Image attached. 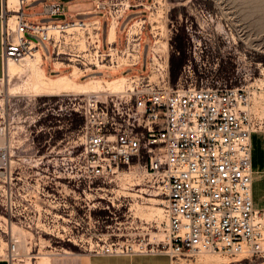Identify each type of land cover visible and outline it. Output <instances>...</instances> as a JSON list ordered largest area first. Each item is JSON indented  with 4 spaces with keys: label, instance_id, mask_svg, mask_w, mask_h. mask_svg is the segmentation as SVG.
Returning <instances> with one entry per match:
<instances>
[{
    "label": "rangeland",
    "instance_id": "rangeland-1",
    "mask_svg": "<svg viewBox=\"0 0 264 264\" xmlns=\"http://www.w3.org/2000/svg\"><path fill=\"white\" fill-rule=\"evenodd\" d=\"M5 1L9 8L17 6V0ZM73 1L63 0L64 9H73ZM145 6L142 12H127L120 24L123 28L144 14L147 33L138 70L146 68L152 39L155 52L163 55L169 50L173 84L179 80L197 85L248 84L253 119L264 129V0H154ZM36 59L11 61L0 79V152L8 159L5 171H0V258L9 264H87L93 254H138L168 264H264V257L245 254L158 256L167 231L166 195L156 177L124 166L116 174L92 178L79 129L82 117L75 108L80 98L89 92L103 100L107 86L124 83L119 66H107L109 75L100 77L104 79L98 84L85 81L91 77L77 80L68 75L60 90L47 93L44 60ZM187 59L193 69L183 66ZM60 71L59 76L72 72ZM104 74L95 70L86 75ZM65 251L71 254L63 255Z\"/></svg>",
    "mask_w": 264,
    "mask_h": 264
},
{
    "label": "built area",
    "instance_id": "built-area-1",
    "mask_svg": "<svg viewBox=\"0 0 264 264\" xmlns=\"http://www.w3.org/2000/svg\"><path fill=\"white\" fill-rule=\"evenodd\" d=\"M30 1L17 0V7L9 8L3 0L2 63L21 62L39 51L53 71L119 66L120 91L107 92L103 100L89 92L80 98L79 129L92 178L124 166L156 177L166 195L167 231L157 253L171 259L188 252L264 257V209L253 205L251 166V133L262 127L251 113L250 86L173 84L169 50L160 63L152 62L150 39L146 68L134 70L147 33L143 16L126 23L119 42L101 45V17L110 23L154 0H93L91 11L98 14L87 18L65 12L62 0H41L26 10ZM43 17L62 18L39 21ZM187 61L183 66L193 69ZM7 165L0 152V171Z\"/></svg>",
    "mask_w": 264,
    "mask_h": 264
},
{
    "label": "crops",
    "instance_id": "crops-1",
    "mask_svg": "<svg viewBox=\"0 0 264 264\" xmlns=\"http://www.w3.org/2000/svg\"><path fill=\"white\" fill-rule=\"evenodd\" d=\"M150 0H145L146 3H148ZM92 2L93 0H74L73 1V9L71 10H65V12L73 15L76 17L78 14L85 15L83 17L78 18H87L89 16H93L92 12ZM37 5V4H36ZM36 5L25 8L26 10H31ZM3 9V0H0V14ZM134 10L137 11H143L145 10L142 7L136 8ZM144 14H138L137 16H143ZM125 16V15H124ZM123 16V17H124ZM123 17L119 18L118 22L108 23L104 17H101V32H100V42L103 46V26H105V45L106 41L108 40L110 42V32H111V26L114 24L115 26V41L119 42L121 35L120 33L123 32L124 27L120 28L121 21ZM0 30H1V17H0ZM140 65V60L138 63V67ZM138 70V69H134ZM44 71L46 74L59 76L57 74L61 73L62 71H53L50 63L48 61L44 60ZM67 71V70H66ZM73 71V70H72ZM103 71V70H102ZM106 74L104 75H86L85 72L80 76L77 75V80L85 79L86 82H92V80L101 79L100 77H106L109 75V69L104 70ZM6 73V64L2 63V60L0 58V79L2 76H4ZM122 75V74H120ZM98 76V77H93ZM251 166L253 170L252 174V199H253V205L254 207L258 209H264V129H258L256 131H253L251 133ZM64 255V254H63ZM162 256L163 255L161 254ZM160 254L158 256H161ZM168 258V256H167ZM0 264H9V261L5 258H0ZM57 264H62L61 261ZM87 264H168L167 260L161 259L158 257H141L138 254L133 255H97L93 254L91 256V259L87 261Z\"/></svg>",
    "mask_w": 264,
    "mask_h": 264
},
{
    "label": "bare ground",
    "instance_id": "bare-ground-1",
    "mask_svg": "<svg viewBox=\"0 0 264 264\" xmlns=\"http://www.w3.org/2000/svg\"><path fill=\"white\" fill-rule=\"evenodd\" d=\"M63 1V0H62ZM8 2V1H7ZM12 2H15V0L14 1H12ZM8 6H9V4H8ZM17 7V6H16ZM15 7V8H16ZM125 15V14H124ZM123 15V16H124ZM122 16V17H123ZM121 18V17H120ZM119 20V19H118ZM118 20H113L114 22H118ZM112 22V21H111ZM112 28H111V32H110V42H113V41H115V26H114V24L111 26ZM151 37L152 38H155L156 37V34L154 35L153 33H151ZM145 39H146V33H145ZM151 40V49H150V54H149V57H150V59H151V61L152 62H154V63H160V59H159V57L161 56H166L167 55V51L163 54V55H161L160 53H157V52H155L156 50H154L155 48V45L153 46V42H152V39H150ZM155 43H157L156 41H155ZM161 44V43H160ZM154 48V49H153ZM141 54V53H140ZM31 57H35V58H37L36 60H38V59H41V57H40V54H39V51L38 52H35L34 54H33V56H29V57H27V58H31ZM140 59H141V55H140ZM33 60V59H32ZM14 62V61H13ZM15 63V62H14ZM21 63V62H20ZM19 63V64H20ZM11 64H12V62L11 61H7V63H6V72H8V70H10V66H11ZM108 67H110V65L108 66ZM74 68H77V69H79V70H77V72L76 71H72L70 74H65V75H60V76H50V75H48V74H46L45 73V71H44V78H46L47 79V82H43V86L47 89V90H49V91H45V92H47V93H54V92H56V91H58V90H60L61 88L59 87L60 85H61V82L62 81H65V80H67V77H68V75H74L75 77H77V75H80V74H82L83 72H85V74H87V73H89V72H91V67H86L85 69H82V68H78V67H72L71 68V70H73ZM65 69H68V68H65ZM60 71V70H59ZM50 76V77H49ZM120 77L121 78H124V74H122V75H120ZM104 78H101V79H96V80H92V82H96L97 84H98V82H100L101 80H103ZM49 80V81H48ZM105 81V80H104ZM91 82V83H92ZM109 83H111V82H113V81H108ZM182 82V81H181ZM184 83V82H183ZM184 84H186V83H184ZM190 84V83H189ZM189 84H186V85H189ZM93 86V85H92ZM122 86H123V83L122 82H119L118 84L116 83V84H111L109 87L107 86L106 88H108V91L109 92H115V91H120L121 89H122ZM98 88V87H97ZM104 88V87H103ZM95 89V88H94ZM106 90V89H105ZM94 92H96L97 90H93ZM92 91V92H93ZM91 92V91H90ZM66 254H71L69 251H65V253H64V255H66ZM50 263V262H49Z\"/></svg>",
    "mask_w": 264,
    "mask_h": 264
},
{
    "label": "trees",
    "instance_id": "trees-1",
    "mask_svg": "<svg viewBox=\"0 0 264 264\" xmlns=\"http://www.w3.org/2000/svg\"><path fill=\"white\" fill-rule=\"evenodd\" d=\"M172 72L174 73V71L172 70Z\"/></svg>",
    "mask_w": 264,
    "mask_h": 264
}]
</instances>
